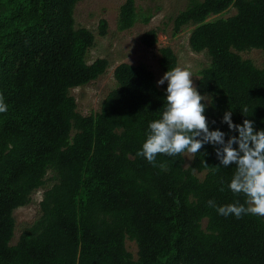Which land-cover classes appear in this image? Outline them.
Listing matches in <instances>:
<instances>
[{
  "label": "trees",
  "instance_id": "1",
  "mask_svg": "<svg viewBox=\"0 0 264 264\" xmlns=\"http://www.w3.org/2000/svg\"><path fill=\"white\" fill-rule=\"evenodd\" d=\"M78 1L0 0V94L8 105L0 112V264H264V217L224 216L208 203L244 202L228 188L235 165L216 167L211 145L187 167L184 153L154 161L138 154L166 102V85L146 64L119 63L99 109L77 110L71 89L109 67L105 57L86 59L95 34L76 26ZM230 7L233 14L209 19ZM151 16L124 0L117 28ZM172 24L173 33L192 26L190 48L210 58L195 83L209 96L210 127L227 130L220 121L230 110L234 122L264 128V63L239 54L256 48L264 57V0H188ZM98 26L104 35L106 20ZM140 40L153 47L157 30ZM159 53L164 72L177 65L171 47ZM42 186L38 216L13 243L14 210Z\"/></svg>",
  "mask_w": 264,
  "mask_h": 264
},
{
  "label": "clouds",
  "instance_id": "2",
  "mask_svg": "<svg viewBox=\"0 0 264 264\" xmlns=\"http://www.w3.org/2000/svg\"><path fill=\"white\" fill-rule=\"evenodd\" d=\"M192 77L189 67L175 66L158 79L157 84L167 82L166 102L159 118L149 122L138 154L154 161L158 153L168 156L197 153L204 145H211L219 161L216 167L235 165L228 188L233 193H242L245 199L223 205L213 200L208 203L224 216L239 218L254 214L264 217V128H257L255 121L248 118L242 123L234 122L230 110L223 113L220 121L227 124V130L210 127L216 121H210L206 114L209 96L197 89ZM7 109L0 94V112Z\"/></svg>",
  "mask_w": 264,
  "mask_h": 264
},
{
  "label": "rangeland",
  "instance_id": "3",
  "mask_svg": "<svg viewBox=\"0 0 264 264\" xmlns=\"http://www.w3.org/2000/svg\"><path fill=\"white\" fill-rule=\"evenodd\" d=\"M124 0H80L74 8V19L76 26L87 27L95 34V42L88 49L86 59L88 62L98 57H105L109 61L107 70L95 80L87 84L71 89V94L77 102V110L84 114L96 112L101 101L106 94L116 85L113 70L121 62L132 64L144 63L158 79L164 74L158 59L160 57L159 48L163 46L171 47L177 56L176 66H187L193 73V83L195 85L198 78V70L209 63V56L205 51L194 52L189 44L188 37L192 26H187L180 31L173 33L172 19L183 9L188 0H136L137 11L139 13L151 12L150 20L145 23L138 20L128 29L119 30L117 28V17L119 6ZM235 12L233 7L226 11L212 15L209 19L219 16H228ZM105 19L107 26L104 35L99 34V21ZM157 30V42L153 47H146L140 40L141 34L150 29ZM243 58L251 59L255 65L261 67L264 57L260 49L251 48L239 52ZM159 87L167 86L165 84ZM193 153H184V166L187 167L192 160ZM199 177L204 172H197ZM44 186L38 188L33 194L31 201L14 210L15 235L14 243L20 231L30 224L39 214V201L42 197ZM126 248L136 256L137 246L133 240L125 239Z\"/></svg>",
  "mask_w": 264,
  "mask_h": 264
}]
</instances>
